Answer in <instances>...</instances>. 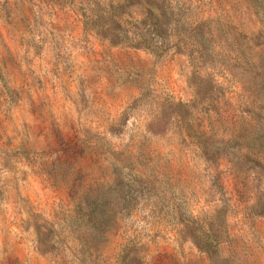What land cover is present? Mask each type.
<instances>
[{
    "label": "rangeland",
    "instance_id": "obj_1",
    "mask_svg": "<svg viewBox=\"0 0 264 264\" xmlns=\"http://www.w3.org/2000/svg\"><path fill=\"white\" fill-rule=\"evenodd\" d=\"M0 264H264V0H0Z\"/></svg>",
    "mask_w": 264,
    "mask_h": 264
},
{
    "label": "trees",
    "instance_id": "obj_2",
    "mask_svg": "<svg viewBox=\"0 0 264 264\" xmlns=\"http://www.w3.org/2000/svg\"><path fill=\"white\" fill-rule=\"evenodd\" d=\"M165 13H166V12L163 10V14H164V15H165ZM163 14H161L159 17H158V16H155L154 14H150V15H149V18H150V19H155V20H153L152 23H150V25L152 26V28H153V26L156 27L158 21L162 20V18H163L162 15H163ZM147 17H148V16H147ZM165 17H166V16H165Z\"/></svg>",
    "mask_w": 264,
    "mask_h": 264
}]
</instances>
